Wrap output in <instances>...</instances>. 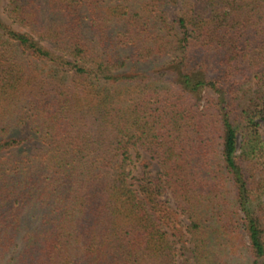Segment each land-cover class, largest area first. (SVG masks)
I'll list each match as a JSON object with an SVG mask.
<instances>
[{"label":"trees","instance_id":"trees-1","mask_svg":"<svg viewBox=\"0 0 264 264\" xmlns=\"http://www.w3.org/2000/svg\"><path fill=\"white\" fill-rule=\"evenodd\" d=\"M7 11L0 264H264V0Z\"/></svg>","mask_w":264,"mask_h":264},{"label":"rangeland","instance_id":"rangeland-1","mask_svg":"<svg viewBox=\"0 0 264 264\" xmlns=\"http://www.w3.org/2000/svg\"><path fill=\"white\" fill-rule=\"evenodd\" d=\"M8 4H9V0H0V16L2 19H4L7 23H10L8 20ZM178 13V9L175 6H172L170 8L169 14L171 16V18H175L176 15ZM24 135L28 134V126L24 127ZM261 134H262V138L264 140V122H261ZM35 145V143L30 144V146H28V148H30L31 146L33 147ZM256 206L258 207L259 213L260 215H264V188L263 190L260 191V193H258L256 195ZM185 223L186 220H184ZM176 243V247L178 248L177 250V259L179 264H192L193 263V259H194V254L191 250L192 245L191 244H184L183 241L178 242L179 240L176 239L175 240ZM237 249H240L241 247H236ZM236 250V249H235ZM241 250V253L244 257V255H246V251L245 250ZM224 256L222 255V257L219 258H223ZM242 257V259H243ZM246 263V261H245Z\"/></svg>","mask_w":264,"mask_h":264}]
</instances>
